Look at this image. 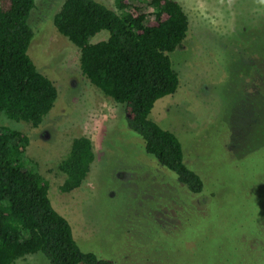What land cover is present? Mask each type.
Instances as JSON below:
<instances>
[{"label": "rangeland", "instance_id": "rangeland-1", "mask_svg": "<svg viewBox=\"0 0 264 264\" xmlns=\"http://www.w3.org/2000/svg\"><path fill=\"white\" fill-rule=\"evenodd\" d=\"M100 1L118 12L115 0ZM175 1L190 20L171 54L180 86L150 118L179 139L200 194L146 154L123 108L82 75L79 49L54 26L65 0H38L29 21V55L59 91L55 108L36 129L0 124L29 136L27 159L83 252L110 264H264V0ZM131 8L152 12L138 0ZM79 137L96 160L83 186L63 194L54 171ZM17 264L50 262L39 253Z\"/></svg>", "mask_w": 264, "mask_h": 264}, {"label": "trees", "instance_id": "trees-1", "mask_svg": "<svg viewBox=\"0 0 264 264\" xmlns=\"http://www.w3.org/2000/svg\"><path fill=\"white\" fill-rule=\"evenodd\" d=\"M37 1L0 0V121L4 117L34 129L59 96L29 55L35 37L29 21ZM132 1L137 0H115V12L100 0H65L54 26L79 49L82 75L123 108L125 123L142 139L146 154L200 194L203 182L186 165L179 139L150 118L157 101L179 89L171 54L187 39L189 17L175 0H138L152 9L150 14L132 9ZM103 31L109 37L92 43ZM29 146L28 135L0 124V264L39 253L50 264H110L80 249L70 223L52 206L49 180L27 159ZM95 160L92 141L75 138L54 171L64 177L61 192L80 189Z\"/></svg>", "mask_w": 264, "mask_h": 264}]
</instances>
